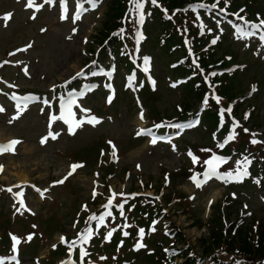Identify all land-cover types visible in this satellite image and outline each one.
Here are the masks:
<instances>
[{
  "label": "rangeland",
  "instance_id": "obj_1",
  "mask_svg": "<svg viewBox=\"0 0 264 264\" xmlns=\"http://www.w3.org/2000/svg\"><path fill=\"white\" fill-rule=\"evenodd\" d=\"M110 1L100 0L94 10L89 4L85 5L84 7L89 10L73 23L71 16L76 11V0H67L69 19L64 21L60 20L59 0H56L52 6L45 5L36 13L35 19L30 18L34 9L25 7L27 0H0V77L3 81H0V86L1 90L7 91L9 96V98L6 96L0 98V105L5 108V111L0 113V142L15 137L20 139L14 152L6 151L0 154V165L3 166L0 173V209L4 211L0 214L2 220L0 233L4 236L2 240L11 241L10 233L18 237L20 235L21 250L27 247L31 256L34 253L38 254V260H41L42 257L46 260L48 255L52 257L53 253L50 252L52 243H58L57 240L62 235L75 234L85 214L92 211L99 215L104 211L99 209L107 202L110 195L108 186L111 185L118 192L144 194L129 198V204L125 205L126 210L130 204H135L136 207L130 213L140 212L144 215L163 216V226H168L179 236L177 241L175 240V244L185 247L181 250H185L186 246H189L194 249L196 254L200 255L212 232L211 226H209L210 219L213 220L212 224L215 228H220L222 225L231 227L238 221L240 224L243 219L248 222L253 216L257 220H264V201L262 199L264 189H244V187L239 189L234 188L233 183L225 186L222 181L213 179L200 188L195 186L189 179L192 174L188 175L189 169L194 166L191 158L187 156L189 149H186V144H194L192 147L202 154L203 152L196 147L197 145H214L222 137L221 134L215 139L208 138L205 136L202 126L197 131H187L177 141L178 143H174L175 151H173L171 143L153 145L147 137L135 138V131L148 125V112L151 119L170 117L179 114L175 107L185 109L189 103L193 102L194 94L192 91L188 92L186 84L178 87L175 85L176 88L170 86L169 79L180 78L178 74L177 76L172 74L171 67H168L171 58L164 54L160 56L161 59H158L161 53L158 54V48L154 46L157 42L156 38L159 37L157 31L162 30L160 23L162 26H166L170 22L163 12H159L161 22H159L158 16L154 17L153 14L151 30L147 27L150 30L147 37H149L148 39L151 36L154 38V45L148 44V41L147 45H144L145 50L151 52L150 54L155 57L150 63V72L156 77L157 93L149 95L143 92L136 97L133 88L124 90L122 84L117 82L114 94L117 96L111 103L107 102V97L112 93H96L89 95L82 102V107L90 109V113L85 114L79 112V109L74 110L76 119L94 114L103 118L101 123L93 126L85 121L81 127L76 129L75 134H69L67 125L61 120L53 121L51 129L49 128L50 114L58 116V113L55 109L52 110L51 104L45 105L43 100L50 99L51 102L53 93L62 90L63 84H66L65 81L70 80L82 69L89 49L96 46L99 30L108 18ZM170 1L159 0V3L167 8L169 15L175 12L172 20L176 21L185 17L184 14L176 11L178 6H170ZM43 2L44 0H36V3L42 4ZM230 2L229 7L236 9L233 13L240 12H238L239 5L247 7L244 12L239 13L246 19H248V11L251 13L253 8L258 9V4L259 8H264V0H230ZM8 12L13 15L5 26L2 17ZM204 19L206 20V16ZM204 19L201 20L205 25L206 22L213 24L219 32L215 20L209 18L211 21H205ZM228 20L232 19L225 18L226 23H221L223 33L219 34L220 39L217 43L215 45L210 43L211 39L217 35L214 32L207 42V57L210 59H208L209 63L221 65V67L216 66L212 69L222 71V74L218 73L215 76L218 81L221 80L219 84H215L219 86L217 90H221L219 96L224 97L227 102H231L230 99L240 98L246 94L247 98L244 99L240 108L236 107L237 111H234V106L231 107V114L225 111L224 122L229 126L234 117L243 127L250 130L243 139L245 149H247L244 153L252 154L255 158L257 156L252 153V148L257 144L249 143L250 133H259L256 139L264 141V46H261L253 37H245L247 40L235 38L233 31V33L228 32L227 26H230ZM73 27L77 28L75 33H72ZM42 28L46 30L42 32ZM69 36L71 39H68ZM27 44H31V47L26 51H16L24 49ZM245 44L249 46L245 47ZM14 51L16 52L13 55H9ZM258 52L259 54H257ZM2 60H7L8 63L3 64ZM17 61L21 63H16ZM104 61L107 60L104 58ZM138 64L142 65V60ZM235 64H239V69L231 68ZM25 66H27L28 75H25ZM118 75H125V70L118 69ZM136 76L138 79L142 77L138 74ZM195 76L198 78V75ZM180 79L185 78L181 77ZM254 80L258 91L247 94L249 83H254ZM10 84L18 85V87L12 88ZM54 85L55 89H53ZM79 88L82 89L83 85L77 86L75 89ZM12 89L16 92L10 91ZM26 92L36 94L40 99L29 105L18 119L9 123L16 112L13 94L19 97ZM138 100L146 108H139ZM196 107L197 105H195ZM213 109L215 110L216 107L213 106ZM249 109L252 111L248 115V119L245 120L244 113H248ZM141 110L144 112V120L139 118ZM226 116H228V120L225 118ZM49 130L60 131L61 135L55 140L49 137L44 144H41V138ZM108 141H112L115 145V156L112 155L113 148ZM105 143L108 145L105 146ZM236 146L233 145L231 150H235ZM243 148V145L239 144L237 151L241 152ZM193 154L196 155L195 152ZM258 157H261L260 154ZM78 161L85 162H82L83 167L78 168L63 184H53V181L66 175L71 164ZM137 165L140 167L137 168ZM105 168L108 169L105 170ZM203 171L202 169L200 173ZM199 178L203 179L202 176ZM18 183L28 184L20 188H22L31 210L29 215L15 213L14 205L16 206V204L12 195L8 193L7 189L3 190L5 187L13 188ZM239 184L240 186H251L247 182ZM36 188L48 189L43 199L38 195ZM93 188L97 192L95 199L92 197ZM233 191L237 192L241 201L240 204H235V209H245L251 215H241L239 220H235L238 215L234 217L232 214L228 221L216 225L218 220L222 221L217 218V210L225 211L227 209V207L220 209L224 206L221 201L226 200L224 199L225 194L231 196ZM151 194L152 197L145 196ZM85 203L88 205V211L82 209V205ZM245 205L247 208L244 207ZM10 211L12 212L8 215L9 221L2 219L3 214ZM227 211H231V209H227ZM130 213L128 214L130 215ZM77 219H79L80 225L73 228V223ZM33 225L36 227L33 228ZM10 228L14 231L11 232ZM253 228H255L254 225ZM39 230L46 237L42 246L36 245L37 241L43 240L40 239V235L31 241H27V237L21 236H27ZM229 241L230 239L222 235L217 242L228 249ZM140 242L146 248L137 254L135 261L131 264H153V256L147 252L150 249L155 250L154 242L148 238L145 240L144 237ZM171 245L169 243V247ZM21 253L24 254L23 250ZM129 257L132 259L133 256L129 254ZM24 260L25 264H32L35 259L26 257ZM53 261L55 263L57 259ZM174 261L177 263L180 260Z\"/></svg>",
  "mask_w": 264,
  "mask_h": 264
},
{
  "label": "snow or ice",
  "instance_id": "obj_2",
  "mask_svg": "<svg viewBox=\"0 0 264 264\" xmlns=\"http://www.w3.org/2000/svg\"><path fill=\"white\" fill-rule=\"evenodd\" d=\"M55 2H56V0H44V2L41 4V3H36V0H27L25 7L34 9L33 14L30 18L35 19L36 13H38L41 9H43L45 5L52 6L55 4ZM99 2H100V0H76V11L71 16L72 22L75 23V21H77L81 18V16L83 15L84 12L89 10V9L84 7L85 3L89 4L91 6V9L94 10L97 8ZM218 3H219V0H217V3H213V4L198 2V3L189 4L188 8H190L194 13H196L198 9H202V10L216 9L218 6ZM224 3H225V5H228L230 3V0H224ZM150 4L152 6H156V7L160 8L162 10L163 14L165 15V17L169 20H171L172 17L175 15V12H173L172 15H169L167 8L163 7V5L159 3V0H150ZM145 6H146V0H128V10L125 13V18H126V22L132 28L131 35H132V38L134 40L135 47H134V50L132 53H125V54L130 56V58L132 59V62L134 64H136L137 68H141L142 72L144 74H146L147 80L151 82V84L153 85V88H154L155 80L150 75L151 57L145 55L142 57V65L137 64V59H139L138 54L140 51L139 45L141 44L142 40L145 39L143 32L137 27V25H143L145 22L146 15H148V16L151 15V12L146 13ZM59 8H60V20L64 21L66 19H69L67 0H59ZM225 10L226 9L224 7L219 8L220 13H224ZM176 11H187V9H177ZM239 11L244 12L245 9L241 8ZM12 15L13 14L11 12L5 13L3 15L2 19L5 22V26H7V21L12 17ZM232 15L237 16L238 20L242 21V23H240V24L233 23V21H231V20L227 21L235 29V32H234L235 38L242 39L245 37H252L259 31L262 33L260 35L259 39L262 42V46H264V18L258 17V22H252V21L245 19L244 16L239 15V13H233ZM196 19H199V15H197ZM215 22H216L217 28L219 29V32L222 34L223 33V28L221 27L222 21L219 19H216ZM205 27H206V25L203 23V21H201L200 26H199V34L200 35L204 34ZM45 30L46 29H43V28L41 29L42 32ZM76 31H77V28L73 27L72 33H75ZM184 31L187 32L188 29L185 28ZM207 31L209 33H212L213 29L208 28ZM119 32H120V34L123 35L126 32V29L124 27H121L119 29ZM68 39H71V36H69ZM219 39H220V36L215 35L211 39L210 43L212 45H215ZM185 44L186 45L188 44L187 39H185ZM248 46H249L248 44H245V47H248ZM30 47H31V44H27V45H25L24 49H17L16 51H26ZM125 48H127V45H125ZM188 51H189V55H193L191 48H189ZM13 54L14 53H9V55H13ZM257 54H259V52ZM198 59H199L198 57L196 59H194L192 61V64L195 65L196 68H199L200 73L203 75L204 69L200 67L199 63L197 62ZM228 59H231V57H228ZM5 63H8V62L6 61ZM16 63H21V62L17 61ZM93 64H95V61H93ZM85 67H88V66L85 65ZM113 71H114V69H113ZM24 72H25V75H28L27 66L24 67ZM89 74L92 76H95L97 73L96 72H90ZM82 75H85L83 69H81L79 72H77L75 74V77H73V79H75L76 77L82 76ZM107 75L111 76L112 72H108ZM217 75H218L217 72L212 71L208 75H204V81L206 83H208L209 76L215 77ZM127 80L129 82L128 86L131 87L133 81L136 80V73L133 72L131 75H128ZM5 83H7V82L5 81ZM65 83H68V82L65 81ZM139 86L142 87L143 82H140ZM10 87H18V85L13 84V85H10ZM85 87H87V86H85ZM105 87L112 90L111 84H107V85H105ZM173 87H175V84H173ZM209 87L213 89V91L211 93V99L214 100L215 103L219 105L221 103V97L215 93V91H214L215 86L209 84ZM53 89H55V85L53 86ZM255 90H256V88L253 85L252 91H255ZM112 92H113V94H110L107 97L108 103H111V101L114 98V90H112ZM84 95H85L84 92L79 93L80 97H83ZM12 98L17 101V105H16L15 115L12 117V119L9 120V123H12V120H14V119H18L20 117V115L25 110H27L28 105L32 101L40 99L39 97L34 96V95H25L22 97H18L15 94H13ZM43 103L45 105H50V99H44ZM209 104H210V95H209V93H205V95L203 97V101H202V106L206 108L209 106ZM74 105L77 108H79V111L82 113L88 114L91 112L90 109H88L86 107H82L78 103V98H77V94L75 91H69L66 95H62L59 97V115L57 116L55 114H50L49 128L51 129V124L53 121L61 120L64 122V124L67 125V132L69 134H75L76 129L81 127L85 121H87L88 124L93 125V126L101 123L103 118L97 117L94 114L82 116L80 119H76V112L73 111ZM231 110H232L231 105H229V108L227 110H225L223 108L219 109V112H218V115L220 118L219 127L224 126V113H225V111H227L229 114H231ZM4 111H5V108L2 105H0V113H3ZM41 111H43V109H41ZM139 118L141 120L145 119L143 110H141V112L139 113ZM244 118H245V120L248 119L247 113L245 114ZM168 126L173 127V128H177V129H179L181 127L180 124H171ZM192 126H193L192 124L184 125V127H192ZM153 127L154 128H161L162 125L161 124H155V125H153ZM238 128L242 129V131L244 133L250 132V130L248 128L243 127L240 124V122L235 120V118L233 117V119L231 121L230 129H229L226 137L223 139L222 142H218L216 144V148L223 150L226 147V145H228L231 141L236 140L238 135H239V132L236 131ZM143 134H147V135L151 136L150 143L153 145H155L158 140L165 139V137H157L152 132V129H150V128H140L135 133V135L137 137H139ZM60 135H61L60 131L54 132L52 130H49L47 132V134L41 138L40 143L44 144L49 139V137L51 139L55 140ZM250 135H251V139H250L249 143H251L253 145H255L257 143L264 144V141H260V140L256 139V137L259 135V133L251 132ZM213 136L215 138L216 133H213ZM19 143H20L19 140L13 139V140L9 141L7 144H0V154H3L6 151L14 152L15 151L14 146L19 144ZM108 143L110 145H112V148H113L112 155L115 156V154H116L115 145L113 144L112 141H108ZM172 149H173V151L176 150L175 144H172ZM200 151L206 152V153H211V155L207 159H204L202 161L203 165L207 166L204 169V171L202 173L193 172V174L189 177V179L195 184V186L197 188L202 187L205 183H207L213 177L220 179V180H224L226 182L240 183V182H243L245 178H247L251 175V173L249 171V167L252 163V160H250L247 155H242L241 158L236 159L234 162L235 163L234 168L232 166H229V170L220 171L219 169L221 168L222 165H226V164H228V162L230 160H232V156L217 154L211 148H202V149H200ZM102 155H103V150H102ZM187 155L191 158L194 166L200 160V158L198 156L194 155L190 149L188 150ZM81 167H83L82 163L71 164L70 170L67 171L66 175H64L60 179L53 181V184L54 185L63 184L69 177H71L74 174V172L78 168H81ZM139 167H140V165H137V168H139ZM2 170H3V166L0 165V171H2ZM189 171L191 172L192 169H189ZM97 175H98V173H97ZM201 176L203 177V179H198V177H201ZM166 182H167V176H166ZM254 183L259 185L261 183V180L255 179ZM14 187H20V186L15 185ZM33 187H35V186L33 185ZM108 187H109L110 195L107 198V202L104 205H102V208L104 209V211L100 212L99 215H97L95 212H92L89 216H87V218L84 221L85 227L81 231L77 232L76 237L74 239L68 240L67 237H65L63 235L60 237V243L66 245L67 250H68V258L66 260H62L60 262V264H98L97 261H94L91 259L92 253L89 250V248L85 247V245L88 244L90 242V240L95 235L99 234L100 227L104 226L106 229H108L106 232V235L103 237L104 241H106V242L110 241L113 234L118 229H130L133 227V225L129 222L128 215L126 214L125 205L129 204V198H135L138 195H144V194H142V193H130L129 194V193H125L123 191L118 192V191L114 190L111 185H109ZM7 191L11 193L13 191V188L8 187ZM36 191L40 193L41 197H43L44 193L47 192L48 189L41 190L39 188H36ZM233 195L235 196V194H233ZM14 196L15 197H23V191L21 190V191L15 192ZM96 196H97L96 189L93 188V191H92L93 199H95ZM118 197L120 199L117 201ZM156 199H159V197H156ZM262 199H264V198H262ZM18 203H19L18 207H16L14 205L15 211L17 213L23 214V213H21V209H25L26 211H31L30 209L27 208L26 203H25L23 198L19 199ZM135 207H136L135 204H130L129 207L127 208V212L130 213ZM244 207L247 208V205H245ZM82 209L84 211H88L89 210L88 205L85 203L84 205H82ZM113 209H115L118 212L119 217L122 220L121 224H115V226H112L111 224L106 223V220L108 218H111V221L113 223L117 219V216L114 215V213H113ZM244 214L251 215L250 213H242V215H244ZM93 221L96 222L95 228L92 227ZM79 223H80L79 219L75 220L73 223V228H76V226ZM155 223H156V221H153V224H155ZM32 227L35 228L36 225H33ZM152 231H155V229L153 228ZM33 235H34V233L28 234L27 235V241H31L33 238ZM122 235L124 237H128L130 235V232L127 230H123ZM138 235L142 240L144 235H145V229L142 227L138 228ZM10 239L12 241V244H11V253L12 254L7 255V256L0 255V264H21V262L18 258V245L21 244V238L15 234L10 233ZM120 245L121 246L123 245V241L120 242ZM52 247H53V249H55L57 247V245L53 244ZM134 247L136 249H140L142 247H145V245L142 244L140 241H137V243L134 245ZM77 248L79 249L78 261L76 259L72 258L74 251ZM86 258H87V260H86ZM113 259H115V257H113ZM105 260H107L106 256H98V261H105ZM37 264H38V261H37ZM235 264H241V261L236 260Z\"/></svg>",
  "mask_w": 264,
  "mask_h": 264
},
{
  "label": "trees",
  "instance_id": "obj_3",
  "mask_svg": "<svg viewBox=\"0 0 264 264\" xmlns=\"http://www.w3.org/2000/svg\"><path fill=\"white\" fill-rule=\"evenodd\" d=\"M184 1L185 0H171V3H169L172 7L174 5H181ZM108 8V18L104 21L99 30L98 43L108 37L109 31H113L120 27L121 20L125 19V13L127 12V10H121V8H123V0H111ZM154 12V17L158 16V20L161 22L159 17L160 14L156 10ZM182 24L184 23L180 21V19L168 22L166 26H162L160 23L162 30L158 32L159 37L156 38L157 42H155L154 45L153 40L152 42L148 41L150 42L149 44L156 46L159 51L158 53H161V55L165 54L168 58L177 59L176 50L172 51L170 44L174 43L177 39L174 38L176 33L175 28L177 27V29H179ZM170 29L172 30L171 32L169 31ZM114 43L116 44V49L122 51L123 45L119 37H115L111 40V44L114 45ZM159 43L163 47L159 46ZM207 58L209 59V57ZM203 60L206 61L205 58ZM209 60L207 61L209 62ZM183 64L186 66L189 63L184 62ZM221 216L222 214L217 210V218L221 220ZM214 221L216 222L215 218ZM210 222L211 224H209V226H211L212 232L210 239L206 240L204 251H202L201 255H198L193 251L194 249L187 246V248L182 251L183 255L186 257L183 264H225L233 263L236 258L243 259L241 264H252L253 260L250 259L264 260V220L252 218L243 225H236L235 223L231 227L222 225L220 228L214 227L212 224L213 220L210 219L209 223ZM221 223L222 222L218 220L216 225ZM252 225H256V229H254ZM222 235L230 239L228 249L217 242L218 239H221Z\"/></svg>",
  "mask_w": 264,
  "mask_h": 264
}]
</instances>
